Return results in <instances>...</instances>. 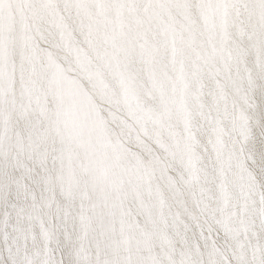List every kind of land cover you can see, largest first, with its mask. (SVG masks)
<instances>
[{"label": "snow or ice", "instance_id": "6c2138e0", "mask_svg": "<svg viewBox=\"0 0 264 264\" xmlns=\"http://www.w3.org/2000/svg\"><path fill=\"white\" fill-rule=\"evenodd\" d=\"M0 264H264V0H0Z\"/></svg>", "mask_w": 264, "mask_h": 264}]
</instances>
